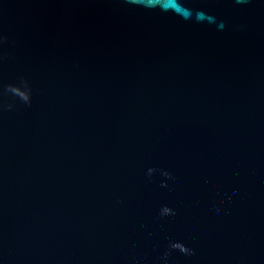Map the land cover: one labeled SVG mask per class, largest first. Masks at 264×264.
<instances>
[{
	"label": "water",
	"instance_id": "1",
	"mask_svg": "<svg viewBox=\"0 0 264 264\" xmlns=\"http://www.w3.org/2000/svg\"><path fill=\"white\" fill-rule=\"evenodd\" d=\"M0 264H264V0H0Z\"/></svg>",
	"mask_w": 264,
	"mask_h": 264
}]
</instances>
